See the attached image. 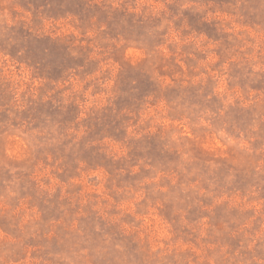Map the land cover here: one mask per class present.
Here are the masks:
<instances>
[{
    "label": "rangeland",
    "instance_id": "374dc122",
    "mask_svg": "<svg viewBox=\"0 0 264 264\" xmlns=\"http://www.w3.org/2000/svg\"><path fill=\"white\" fill-rule=\"evenodd\" d=\"M257 64L264 0H0V264L264 260Z\"/></svg>",
    "mask_w": 264,
    "mask_h": 264
},
{
    "label": "clouds",
    "instance_id": "9594fccd",
    "mask_svg": "<svg viewBox=\"0 0 264 264\" xmlns=\"http://www.w3.org/2000/svg\"><path fill=\"white\" fill-rule=\"evenodd\" d=\"M158 7H162V5L158 6ZM217 15H219V13H217ZM227 19H233V17H227ZM231 30V29H230ZM137 56H140L141 53H136ZM148 55V53L144 52V56L143 58H146ZM250 59H255V57H250ZM225 68H227V65H225ZM254 70L256 71H264V65H254ZM170 83V82H169ZM158 107H161L163 108V112H161V115L162 114H166V112L168 111V108L164 107L163 105H160ZM161 115H157L155 120H154V124H157V123H160L161 121ZM204 115H211V113H205ZM201 126H204V127H211V125L209 123H205L204 119H201L199 121V123L197 125H195V127L199 128ZM215 134L219 135L220 137L224 138L226 143L229 144V145H234L235 147H239L240 149L242 150H246L247 152H251L252 151V148L250 146V144L243 139V137H241L240 140H233L232 138L230 137H227L225 136V133L223 130H219V131H216ZM37 135V133H28V132H25L23 129H18V128H9V132L5 133V140L6 142L7 141H10L13 137L15 136H21L23 138V140L26 142V148L30 149L31 147H33V141L35 140V136ZM197 137L195 136H192V139H196ZM172 139L174 141H177L179 142V140L181 139V136H178L176 134H173L172 136ZM261 165H264V161H261ZM11 171L13 173H15L17 171V169L13 168L11 169ZM56 183H58L57 181H53V184L55 185ZM18 184V181L16 180H13L11 182V187H9L8 189V196L5 197V208L8 207L7 205V200L8 198L10 197H15V196H18V192L14 190V187ZM42 188H44V185H41ZM55 190V187L53 186L50 191H54ZM143 196V194L141 193L138 197L141 198ZM126 207V206H125ZM21 208H25V203L24 201H21ZM21 209L20 208H17L15 209V212H19ZM127 210L128 211H133L134 209L131 208V207H127ZM155 213V209H151L149 211V214L147 216H138L137 219L138 220H143V224L141 225V228L147 232V233H151V238L155 236V232L153 231L152 227L150 226V224L148 223V219L149 217H151L153 214ZM125 227H131L132 230H136L134 226H128L126 225ZM143 234V233H142ZM259 235V234H258ZM6 239H11L10 237H7L5 236ZM157 247H162V245H159V244H155V246H153V251H155V249ZM251 247V245H250ZM22 264H27V262H22ZM246 264H253V261L249 260V261H246ZM256 264H264V260H259L257 259L256 260Z\"/></svg>",
    "mask_w": 264,
    "mask_h": 264
}]
</instances>
